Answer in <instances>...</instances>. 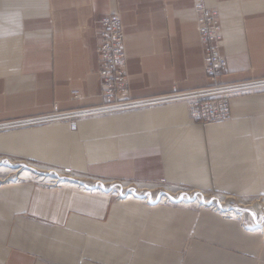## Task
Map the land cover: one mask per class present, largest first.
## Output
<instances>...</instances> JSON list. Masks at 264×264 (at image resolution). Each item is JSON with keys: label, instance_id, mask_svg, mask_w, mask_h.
I'll return each mask as SVG.
<instances>
[{"label": "crops", "instance_id": "1", "mask_svg": "<svg viewBox=\"0 0 264 264\" xmlns=\"http://www.w3.org/2000/svg\"><path fill=\"white\" fill-rule=\"evenodd\" d=\"M224 82L264 78V0H205ZM124 26L129 95L205 87L192 0H0V122L100 103L93 17ZM202 125L184 103L0 129V153L102 179L264 199V90ZM109 115V116H108ZM178 206V207H176ZM264 229V226H263ZM262 229L210 209L113 201L30 181L0 186V264H264Z\"/></svg>", "mask_w": 264, "mask_h": 264}, {"label": "built area", "instance_id": "2", "mask_svg": "<svg viewBox=\"0 0 264 264\" xmlns=\"http://www.w3.org/2000/svg\"><path fill=\"white\" fill-rule=\"evenodd\" d=\"M192 3L201 46L203 67L208 79L207 86L186 91L175 89L170 93L156 96L130 97L124 26L120 15L113 13L103 17H93L88 26V28H91L95 39V52L97 56L96 74L100 103L70 110H59L55 104L51 112L39 116H29L26 120H21L20 122L28 121L32 123L31 120L35 119L33 122H39L32 124L39 125L44 124L46 122L44 120L54 117L56 121L68 123L70 130L74 131L76 121L88 116L128 112L173 103H184L187 106L189 119L202 125L221 123L231 119V98L263 91L264 78L235 82H224L222 80L223 75L227 72V61L221 53V45L219 43L222 36L221 26L218 23V12L215 8L208 7L205 0H192ZM84 177L90 183H93V187L88 188L89 191L108 194L116 202L133 200L147 205H179L184 202L181 199L183 195H187L192 199L195 198L193 196L197 195L190 196L195 191L193 189L180 185L155 182L157 192L165 190V188L168 190V192L165 191L164 195L162 194L159 197L155 194L156 190L145 194V190L143 189L134 191L122 185L124 183L134 184L135 182L133 181L102 179L91 176ZM139 192L144 193L141 195ZM202 193L213 197L219 195L220 198H224L223 201L227 200V202L225 201V203L221 204L214 201L209 206L211 210L220 207L219 205L227 207L229 204L230 207H236V202H234L235 199L232 195L210 192ZM186 203L191 204L192 201H187ZM246 227L249 229V226ZM250 230L258 231V228Z\"/></svg>", "mask_w": 264, "mask_h": 264}, {"label": "bare ground", "instance_id": "3", "mask_svg": "<svg viewBox=\"0 0 264 264\" xmlns=\"http://www.w3.org/2000/svg\"><path fill=\"white\" fill-rule=\"evenodd\" d=\"M118 14V13H117ZM121 17V16H120ZM218 23H219V25H220V20H219V18H218ZM220 43V45H221V41L219 42ZM257 93H259V92H257ZM170 105V104H169ZM156 108V107H155ZM151 109V108H150ZM144 110V109H143ZM95 116H99V115H92V116H88V117H95ZM109 116V115H108ZM28 117H22V118H18L16 121H14V123L13 124H16L15 126H18V125H20V126H26L27 128H29V127H34L35 125L34 124H32V123H38L39 121H36V122H33L34 120H31L32 121V123H29L28 121H25V122H20L21 120H26ZM85 118H87V117H85ZM44 121H46L44 124H51V123H57V122H59V121H56L55 119H54V117H51V118H49V119H47V120H44ZM193 122V121H192ZM6 125H8V126H11V123H3V125L2 126H6ZM21 129H23L22 127H21ZM3 161V160H2ZM7 162V161H6ZM9 163V162H8ZM8 165V164H7ZM37 165H34V167H36ZM9 167H15L14 165H11V166H9ZM40 168H47V167H43V166H41ZM0 171H4V173L2 174H0V177L1 178H3V177H5V172H14V173H16L17 174V178L18 179H22V178H28V175H29V173H32V175H33V177H39V178H46V180H49V181H51L52 183H51V185H55V184H58L59 186H61V185H63V187H66V186H71V187H74V185L76 184H73V183H68V182H64L65 180H62L61 179V177H63V175H61V174H59V173H56V174H53V175H49V172H47L46 171V174H41V172L40 173H38L37 171H32V170H30V169H23V168H21V169H17V168H15V169H11V168H3V167H0ZM28 174V175H27ZM67 174H71V173H67ZM35 175V176H34ZM72 175V174H71ZM50 177H58V178H56V179H53V178H50ZM70 178H72V179H78L77 177H73V176H70ZM7 180V179H6ZM4 181V180H3ZM59 181H61V182H59ZM5 182V181H4ZM8 182H10V181H8ZM153 183V185H150V184H152ZM137 184H141V183H134V184H126V183H124V184H122L123 186H125V187H128L129 189H131V190H134V191H139V190H145V194H149V193H151V192H153L154 190H156V186H155V182H151V183H149V182H147V183H144V182H142V184H147L148 186H146V185H142L141 184V186H136ZM133 185V186H132ZM77 186V185H76ZM53 188H57V187H53ZM89 188H92V187H89ZM164 190V189H163ZM163 190H161V191H158L157 192V190L155 191L156 193L155 194H157L159 197H161L162 196V194L164 195V193H165V191H163ZM95 191H89L88 193H94ZM167 192V191H166ZM139 193H141V195H143L142 193H144V192H139ZM194 194H197V195H195V196H193V197H195V198H190L189 196H187V195H183L182 196V200H184V202L183 203H181V204H179V205H185V207H187V206H191V207H197V208H205V209H210L209 208V206L211 205V204H213V202L214 201H216V202H218V203H225V201H223V199L224 198H220V196L219 195H217V196H208V195H205V194H203L202 192H200V191H197V190H195L190 196H192V195H194ZM172 197H174V196H172ZM228 198H230L229 196H228ZM197 199V200H196ZM218 199V200H217ZM234 199L235 200H237V201H239L238 202V204L237 205H239V206H236V207H230V205L228 204L227 205V207H225V205H219L220 207H218V208H216V209H214V210H211V211H213V212H215V213H218L221 217H223V218H225V219H234V220H236V217H240V221H238L239 223H240V225L243 227V228H247L246 226H250V225H256V224H261V226H259V227H257L256 226V228H258V230H260V229H262V231H264V229H263V226L262 225H264V222H263V220L262 219H259L258 220V218H256L255 217V213H253L254 211V209L255 208H257L256 206H254V207H252V208H250L248 205L249 204H253V203H251V202H249V200H245V199H241V198H238V197H236V196H234ZM128 201H131V200H128ZM187 201H192V203L191 204H188V203H186ZM122 202H125V200L124 201H122ZM127 202V201H126ZM263 202L264 201H262L261 203H256V205H258V211H257V215L259 214V211L264 207V204H263ZM232 210V211H231ZM240 213V214H239ZM242 213H244L245 215V217H242ZM239 214V215H238ZM246 214H247V216L248 215H251V214H254L252 217H253V223H251L249 220H247V221H245V222H243V221H241L242 219L244 220V218H246L247 216H246ZM263 216V218H264V214L262 215ZM237 221V220H236ZM248 229V228H247Z\"/></svg>", "mask_w": 264, "mask_h": 264}, {"label": "rangeland", "instance_id": "4", "mask_svg": "<svg viewBox=\"0 0 264 264\" xmlns=\"http://www.w3.org/2000/svg\"><path fill=\"white\" fill-rule=\"evenodd\" d=\"M211 8H214V7H211ZM91 29V28H90ZM92 31V30H91ZM97 57V56H96ZM226 58V57H225ZM257 79H259V78H257ZM196 89V88H195ZM179 91V90H178ZM182 91H186V90H182ZM55 105V104H54ZM79 108H82V107H79ZM35 116H39V115H35ZM99 116H103V115H99ZM95 117H98V116H95ZM26 118V117H25ZM88 118H93V117H88ZM18 119V118H17ZM17 119H12V120H7V121H3V122H0V129H3L4 128V130L5 129H7V130H11L12 128L13 129H21V127L23 128V129H25V128H27L26 126H20V125H18V126H15L16 124H13L14 123V121H16ZM83 119H86V118H83ZM11 121H13V122H11ZM11 123V126H8V125H6V126H2L3 125V123ZM40 125H44V124H39V125H35L36 127L37 126H40ZM1 131V130H0ZM3 160V161H2ZM7 161V162H6ZM9 162V163H8ZM8 164V165H7ZM11 165H14L15 167H9V166H11ZM41 166H43V167H47V168H40ZM0 167H3V168H11V169H15V168H17V169H21V168H23V169H30V170H32V171H37L38 173H40L41 172V174L43 175V174H46V171L47 172H49V175H53V174H56V173H59V174H61V175H63V177H61V179L62 180H65L64 182H70V183H73V184H75L74 185V187L73 188H75L77 191H79V192H89V190H88V188L91 186V187H93V183L91 182H89L88 180H86V177H84V176H90V175H82V174H78V173H75L74 171H70V170H68V169H56V168H53V167H48V166H45V165H40V164H38L36 167H34V164H32V163H30V162H27V161H24V160H22V159H11L10 157H8L7 155H5V154H1L0 153ZM3 174L4 173V171H0V174ZM67 173H71V174H67ZM28 175V174H27ZM35 176V175H34ZM54 176V175H53ZM70 176H73V177H77L78 179H72V178H70ZM50 178H53V179H56V178H58V177H50ZM7 179V180H6ZM5 182H4V181ZM30 181V182H32V183H34L35 185H37V186H42V187H47V188H53V187H62L63 185H61V186H59L58 184H55V185H51V181H49V180H46V178H39V177H33V175H32V173H29V175H28V178H22V179H18L17 178V174L16 173H14V172H5V177H3V178H1L0 177V186L2 185V184H9V183H14V182H18V181ZM8 181H10V182H8ZM41 181H44V182H41ZM59 182H61V181H59ZM142 184V183H141ZM141 184H137L136 186H141ZM46 185V186H45ZM77 185V186H76ZM142 185H146V186H148L147 184H142ZM150 185H153V183L152 184H150ZM133 186V185H132ZM170 189V188H169ZM163 191H167L168 192V190L165 188V190H163ZM170 191V190H169ZM92 192V191H91ZM96 193H97V191H95ZM112 199V198H111ZM113 200V199H112ZM113 201H115V200H113ZM226 202H227V200H225ZM262 201H264V199H256V198H253V199H250V201L249 202H251V203H253V204H249L248 206L250 207V208H252V207H254V206H256L257 208H255L253 211V213H255V217L256 218H258V220L259 219H262L263 220V222H264V218H263V214H264V207L259 211V214L257 215L256 213H257V211H258V205H256V203H261ZM234 202H236V206H239V205H237L238 204V202L239 201H237V200H234ZM263 204H264V202H263ZM180 206V205H179ZM181 206H184L185 207V205H181ZM176 207H178V206H176ZM187 207H191V206H187ZM192 208H194V209H197L196 207H192ZM218 214V213H217ZM240 214V213H239ZM238 214V215H239ZM243 215H242V217H245L244 215V213H242ZM252 216L254 215V214H251ZM251 215H248L247 216V214H246V219H244L243 221H247V220H249L251 223H253V217L251 216ZM225 219V218H224ZM240 219V217H236V220L237 221H240L239 220ZM234 220V219H233ZM256 226L257 227H259V226H261V224L259 223V224H256V225H250L249 226V229H257L256 228ZM262 235L264 236V231H263V233H262Z\"/></svg>", "mask_w": 264, "mask_h": 264}]
</instances>
